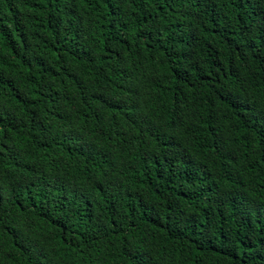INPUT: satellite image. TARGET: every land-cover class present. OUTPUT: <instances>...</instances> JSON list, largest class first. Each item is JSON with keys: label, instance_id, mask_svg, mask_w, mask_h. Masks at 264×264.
Wrapping results in <instances>:
<instances>
[{"label": "trees", "instance_id": "obj_1", "mask_svg": "<svg viewBox=\"0 0 264 264\" xmlns=\"http://www.w3.org/2000/svg\"><path fill=\"white\" fill-rule=\"evenodd\" d=\"M0 264H264V0H0Z\"/></svg>", "mask_w": 264, "mask_h": 264}]
</instances>
